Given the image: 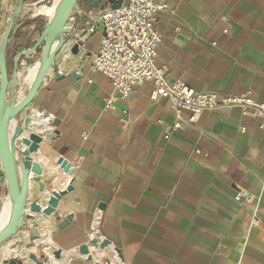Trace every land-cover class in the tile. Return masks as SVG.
<instances>
[{
	"label": "crops",
	"instance_id": "crops-1",
	"mask_svg": "<svg viewBox=\"0 0 264 264\" xmlns=\"http://www.w3.org/2000/svg\"><path fill=\"white\" fill-rule=\"evenodd\" d=\"M19 1L0 0V41ZM163 1L172 11L156 20L162 37L156 64L167 67L166 80L183 82L196 93L250 92L264 103V0ZM78 6L89 10L83 0ZM45 23L27 11L19 17L7 45L10 75L15 56L35 45ZM89 24L79 14L69 21L77 31ZM71 42L56 55L18 125L23 137L41 136L38 151L30 154L42 169L40 180L50 190L70 185L72 191L60 197L52 216L32 214L25 221L0 247V264L29 254L49 255L47 264H264V121L236 108L216 109L165 140L173 113L164 99L151 100L153 85L136 87L126 100L106 107L110 84L90 68L100 34L77 56L69 52ZM30 58L21 59L19 68ZM28 82L19 80V97ZM59 157L83 162L64 173L56 164ZM46 167L53 171L49 176ZM29 185L26 213L37 200V183ZM6 195L0 183L1 206ZM96 215L100 236L111 243L104 250L90 247ZM68 216V225L58 229ZM83 245L92 261L78 254ZM113 247L121 251V261ZM55 251L62 252L60 258H52Z\"/></svg>",
	"mask_w": 264,
	"mask_h": 264
},
{
	"label": "water",
	"instance_id": "water-1",
	"mask_svg": "<svg viewBox=\"0 0 264 264\" xmlns=\"http://www.w3.org/2000/svg\"><path fill=\"white\" fill-rule=\"evenodd\" d=\"M40 0L32 4H26L25 0H20L12 13V16L7 23L6 29L0 41V183L6 186V199L11 203L10 217L6 226L0 230V247L8 244L25 226V221L32 218V214H43L45 216H52L58 206V201L61 196L67 192L72 191V187L67 185L64 189L59 191L49 189L45 183L40 180L42 169L36 161H32L30 154L36 153L41 142V136L36 133H30L28 137H23V128L18 125V118L28 109L32 104L38 90L40 89L48 72L52 69L55 57L64 48L66 43L74 36L79 27L72 28L69 26V20L74 12L80 10L78 4L81 0H52L50 8L54 9L52 17L46 16L48 19L44 25L39 39L35 45L27 50L17 54L13 60V72L10 75L6 61L7 45L11 33L14 31L17 20L27 11L32 13V7L38 8ZM87 7L92 9L103 10L110 8L116 10L120 8L124 0H83ZM26 7L29 8L26 10ZM38 53L36 60L32 64H37L38 71L29 88L25 91L23 98L20 101L16 100V89L19 80L25 75L27 69L31 64L19 68L21 59ZM72 56L79 54L77 45L70 49ZM21 72L20 77H18ZM63 76L58 74L57 79H62ZM24 146L22 152L17 151L16 146ZM82 159L76 157L74 161L69 164L65 159L59 157L56 164L64 173H69V167L80 168ZM30 172L35 174L34 178H30ZM37 183L38 189L35 192L37 200L29 204V212L26 213V200L29 192V182ZM50 193L45 197V193ZM45 202L44 207L40 203ZM3 206V205H2ZM2 208V207H1ZM72 216H68L58 223V229H63L68 225ZM36 236V234H34ZM111 246L108 240L92 239L90 247L94 249H106ZM114 253L119 261L122 260L121 251L113 247ZM62 252L55 251L54 258H60ZM78 254L84 256L87 261H92L90 249L88 245L79 247ZM26 259L33 262V264H47L49 257L43 255L37 258L33 254L27 255L26 258H12L5 260L4 264H26ZM100 264V263H97Z\"/></svg>",
	"mask_w": 264,
	"mask_h": 264
},
{
	"label": "built area",
	"instance_id": "built-area-1",
	"mask_svg": "<svg viewBox=\"0 0 264 264\" xmlns=\"http://www.w3.org/2000/svg\"><path fill=\"white\" fill-rule=\"evenodd\" d=\"M45 1L50 3V0ZM170 11V4L163 0H124L120 8L112 10L107 7L96 15L91 10L74 12L89 19L90 24L74 34L69 52L74 45L78 46L80 52L92 35L100 34L98 50L91 54L90 68L101 73L110 84L111 92L106 99V107L126 100L136 87L151 83V100L164 99L173 113V123L164 131L165 140L184 124L195 123L203 112L216 109L236 108L242 116L250 115L264 121V103L252 99L250 92L240 96L196 93L183 82L169 83L166 80L167 67L156 64L162 42L156 30V20L160 13ZM27 14L31 18L41 16ZM45 18L47 21L48 18ZM37 53L29 57L33 58ZM183 112L189 113L186 119L183 118ZM234 199L241 202L242 196L237 195ZM244 201L250 202L251 199L245 197ZM99 227L100 217L96 215L92 233L94 239L102 241Z\"/></svg>",
	"mask_w": 264,
	"mask_h": 264
},
{
	"label": "bare ground",
	"instance_id": "bare-ground-1",
	"mask_svg": "<svg viewBox=\"0 0 264 264\" xmlns=\"http://www.w3.org/2000/svg\"><path fill=\"white\" fill-rule=\"evenodd\" d=\"M57 2H58V0H56V4H57ZM29 8H27L26 7V10H28ZM33 9H35L36 10V13L37 14H42V15H46V16H48V17H52L53 16V14H54V9L53 8H50V7H45V6H41V7H35V8H33L32 7V10ZM39 53V52H38ZM37 53V54H38ZM66 66V65H65ZM68 68V67H67ZM37 71H38V67H37V64H31V66L27 69V71H26V73H25V75L23 76L22 74H21V72H19V74H18V77H20L21 75L23 76V78L22 79H28V84H27V86H26V88L28 89L29 88V86L32 84V82H33V80H34V78H35V75H36V73H37ZM18 89V88H17ZM17 89H16V94H15V96H16V100L17 101H20L22 98H23V96L24 95H22V96H18L17 95ZM26 89V90H27ZM25 90V91H26ZM46 170H47V176H49V173H52L53 171L52 170H48V168L46 167ZM29 192H30V190H29ZM32 192V191H31ZM30 192V193H31ZM31 196V195H30ZM10 210H11V203H10V201L9 200H5L4 201V204H3V206H2V208L0 209V230H2L5 226H6V224H7V222H8V220H9V217H10ZM107 251V250H106ZM113 252H114V250H113ZM52 255V258H54L53 257V253L51 254ZM48 257H49V255H47ZM2 258V257H1ZM50 258V257H49Z\"/></svg>",
	"mask_w": 264,
	"mask_h": 264
},
{
	"label": "rangeland",
	"instance_id": "rangeland-1",
	"mask_svg": "<svg viewBox=\"0 0 264 264\" xmlns=\"http://www.w3.org/2000/svg\"><path fill=\"white\" fill-rule=\"evenodd\" d=\"M38 1H40V0H25V3L26 4H32V3H35V2H38ZM51 0H50V3H47V1H45V2H40L39 3V5H38V7H41V6H45V7H50L49 5H51ZM89 10H91L92 11V13L94 14V15H96L97 13H96V11H99V9H92V8H89ZM34 12H32V14H33ZM39 15V14H38ZM41 16H39L40 18H43V19H46L45 17L46 16H43L42 14H40ZM36 58H37V55H35L33 58H30V60L28 61V63H26V65H28V64H32L35 60H36ZM22 62V61H21ZM25 65V66H26ZM23 78V77H22ZM26 86L27 85H22L20 88H19V90H23L22 88H26ZM1 205H0V209H1Z\"/></svg>",
	"mask_w": 264,
	"mask_h": 264
},
{
	"label": "flooded vegetation",
	"instance_id": "flooded-vegetation-1",
	"mask_svg": "<svg viewBox=\"0 0 264 264\" xmlns=\"http://www.w3.org/2000/svg\"><path fill=\"white\" fill-rule=\"evenodd\" d=\"M105 2V0L102 1V3Z\"/></svg>",
	"mask_w": 264,
	"mask_h": 264
}]
</instances>
